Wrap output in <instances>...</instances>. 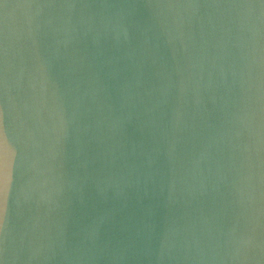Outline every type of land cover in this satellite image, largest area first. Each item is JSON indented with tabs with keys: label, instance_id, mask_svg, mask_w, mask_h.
Instances as JSON below:
<instances>
[{
	"label": "water",
	"instance_id": "1",
	"mask_svg": "<svg viewBox=\"0 0 264 264\" xmlns=\"http://www.w3.org/2000/svg\"><path fill=\"white\" fill-rule=\"evenodd\" d=\"M0 264H264V0H0Z\"/></svg>",
	"mask_w": 264,
	"mask_h": 264
},
{
	"label": "snow or ice",
	"instance_id": "2",
	"mask_svg": "<svg viewBox=\"0 0 264 264\" xmlns=\"http://www.w3.org/2000/svg\"><path fill=\"white\" fill-rule=\"evenodd\" d=\"M3 155H2V145H0V184H3Z\"/></svg>",
	"mask_w": 264,
	"mask_h": 264
}]
</instances>
